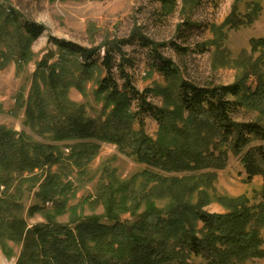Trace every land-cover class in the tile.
Returning a JSON list of instances; mask_svg holds the SVG:
<instances>
[{"label": "trees", "instance_id": "16d2710c", "mask_svg": "<svg viewBox=\"0 0 264 264\" xmlns=\"http://www.w3.org/2000/svg\"><path fill=\"white\" fill-rule=\"evenodd\" d=\"M156 1L165 10L176 6L174 0ZM240 1L235 0L232 14L219 28L222 35L226 28L253 25L262 12V6L256 4L242 17ZM44 33V26L23 22L16 10L0 6V70L12 62L19 67L31 62L32 46ZM135 37L152 49L151 69L164 77L165 87L144 93L134 87L125 69L130 61L123 47L131 45ZM52 43L59 50L58 63L49 65L54 57H46L38 65L29 97L21 94L17 102L20 110L25 109L27 123L49 135L46 140L75 142L67 146L69 156L58 145L38 143L0 125V186L5 188V197L0 198V243L24 242L17 264H188L190 258L208 264H238L264 260V186L256 204L247 197L223 198L219 201L226 214L204 210L212 200L204 189L217 178L207 171L225 169L230 153L242 158L249 182L258 176L264 179V146L253 147L255 142L264 143L261 58L232 85L200 86L183 79L180 69L160 52L162 46L143 35L134 33L129 40L94 49L54 39ZM250 43L254 54L264 50V39ZM102 49L104 57L100 59ZM93 82L97 84L95 97L103 103L99 118L89 117L84 105L69 98L72 88L86 96V87ZM149 94L162 98L163 107L152 106ZM134 102L139 105L138 112L133 110ZM241 111L259 112L262 119L238 122ZM144 113L154 116L159 125L156 140L144 130ZM136 124L139 130H135ZM99 143L116 145L154 171L138 175L144 181L139 190L132 184L105 186L99 194L107 207L105 217L85 218L73 225L48 221L30 228L20 201L25 184H32L33 189L41 182L40 176L31 175L65 162L84 168L98 155ZM71 190L70 183L63 184L54 175L45 178L39 193L43 202L62 197L48 219L66 213ZM157 198H169L171 205L158 209ZM131 200L136 208L147 201V207L142 214H134L133 221H124L121 213L128 211ZM43 210L36 206L31 213Z\"/></svg>", "mask_w": 264, "mask_h": 264}, {"label": "rangeland", "instance_id": "374dc122", "mask_svg": "<svg viewBox=\"0 0 264 264\" xmlns=\"http://www.w3.org/2000/svg\"><path fill=\"white\" fill-rule=\"evenodd\" d=\"M174 1L176 6L165 10L156 0H0L2 8L16 10L23 22L45 27L44 35L32 46L34 57L31 62L22 67L12 62L0 70V125L18 133H25L38 143L58 145L62 147L65 156H69L70 150L67 146L75 142L53 143L46 140L49 135L41 134L27 123L25 109L20 110L17 102L21 94L26 99L29 97L38 65L46 57H54L49 60V65L58 63L59 50L52 43L53 39L94 49L102 48L110 42L129 40L134 33L143 35L162 46L160 52L180 69L183 79L200 86L232 85L244 71L251 70L252 64L260 61V58L259 64L264 71V50L254 54L250 43L253 39H264V0H241L238 12L242 17L249 14L256 4L262 6V12L253 25L238 30L226 28L223 35L219 28L232 14L235 0ZM186 23L191 24V27ZM123 52L130 61L125 65V69L139 92L144 93L157 86L167 85L164 77L151 69L152 49L144 47L138 37H135L131 45L124 46ZM103 57L104 49L100 53V59ZM116 58L119 59L118 56ZM116 76L119 79L117 72ZM255 82V77H252L250 84L253 87ZM119 84L123 86L124 83L119 80ZM96 89L97 84L93 82L87 85L86 96L75 88L69 91V98L78 105H84L91 118H99L103 110V103L95 97ZM148 102L152 106L163 107V99L152 94L148 95ZM133 110L139 111L137 102L133 103ZM259 117L262 119L259 112L241 111L236 120L252 122ZM141 118L146 134L156 140L159 125L154 116L144 113ZM139 128V124H136L135 130ZM99 144L101 148L98 155L84 168H77L65 162L50 170L44 169L31 175L40 176L41 182L33 189L32 184H25L21 190L20 201L24 208L23 216L30 228L46 224L48 221L73 225L85 218L105 217L108 213L107 207L99 199V194L105 188L112 184L116 187L132 184L136 190L141 188L144 181L137 178L138 175L153 169L126 156L116 145ZM257 146H264V143L255 142L253 147ZM207 172L215 173L217 178L212 186L204 189L212 199L211 203L204 207L206 212L226 214L227 209L219 201L223 198L247 197L252 204L259 202L264 179L258 176L249 182L241 157L230 153L225 169ZM49 174L54 175L63 184L72 185V190L67 195L66 213L52 215L54 218L51 219L48 217L52 214L54 204L62 197L55 196L54 200L47 201V204L39 197L40 185ZM4 191L5 188L0 186V198L5 197ZM197 200L196 196L193 202L197 203ZM154 202L158 209L171 205L169 198H157ZM132 203L133 200L127 207V212L121 213L124 221H133L132 216L142 214L147 207V201L142 202L138 208ZM36 206H42L44 210L31 213V209ZM23 250L24 242L7 240L3 244L0 243V264H17ZM188 264L208 263L198 258H190ZM238 264H264V260L254 259Z\"/></svg>", "mask_w": 264, "mask_h": 264}]
</instances>
